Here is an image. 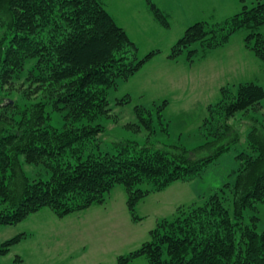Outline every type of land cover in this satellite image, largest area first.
I'll use <instances>...</instances> for the list:
<instances>
[{
	"label": "trees",
	"instance_id": "1",
	"mask_svg": "<svg viewBox=\"0 0 264 264\" xmlns=\"http://www.w3.org/2000/svg\"><path fill=\"white\" fill-rule=\"evenodd\" d=\"M254 1L248 6L239 0L241 10L224 22L192 24L169 57L186 51L191 60L197 53L190 49L193 44L217 49L245 30L244 47L264 63V0ZM148 4L154 19L168 28L167 17ZM156 54L140 58L101 0H0V225L17 224L43 208L59 217L81 212L103 204L118 185L125 188L128 210L137 220L136 207L148 194L194 179L229 149L222 144L213 153L196 155L213 142L190 150L174 143L120 142L112 152L101 151L104 126L98 121L110 116L109 91ZM263 99L264 89L254 83L222 88L203 126L213 125L211 134L222 131L219 141L231 131V118ZM126 103L128 96L118 104ZM150 113L135 107L139 122L152 134ZM55 115L63 121L60 129L51 124ZM252 136L248 141L259 155L244 161L232 186L220 187L201 205L177 208L118 264L141 257L147 264H264L258 217L245 219L247 209L264 203V142ZM23 164L41 166L47 178L28 177ZM19 239L3 243L0 254Z\"/></svg>",
	"mask_w": 264,
	"mask_h": 264
},
{
	"label": "rangeland",
	"instance_id": "2",
	"mask_svg": "<svg viewBox=\"0 0 264 264\" xmlns=\"http://www.w3.org/2000/svg\"><path fill=\"white\" fill-rule=\"evenodd\" d=\"M236 1L153 0L169 21L165 28L154 19L150 4L142 0H101L135 43L140 58L157 51L132 77L109 91L110 116L98 121L104 126L99 136L101 151L112 152L120 142L174 143L189 150L213 142L210 150L196 155L213 153L222 144L229 149L194 179L175 181L148 194L136 207L137 220L128 210L125 188L118 185L103 204H93L81 212L59 217L43 208L17 224L0 225V248L6 241L20 237L0 254V264H118L120 256L148 241L149 232L160 220L173 217L177 208L201 205L220 187L232 186L244 161L259 155L248 141L249 134L253 132V141L264 142V99L231 118V131L219 141L222 131L211 134L214 126L204 127V119L209 107L221 100L222 88L232 91L240 84L254 83L264 89V63L244 47L245 30L236 32L217 49L207 51L199 43L193 44L190 49L197 53L191 60L186 51L176 59L169 54L192 24L224 22L240 11L242 5ZM251 2L255 1L246 0L245 4L251 6ZM125 96L129 103L118 104ZM135 107L151 111L154 133L139 122ZM160 118L164 119L161 124ZM51 124L60 129L63 121L55 115ZM23 168L32 179L47 178L41 166L23 164ZM253 215L258 217L257 231L264 232V203L257 204L254 211H245L247 221ZM132 264L147 262L141 257Z\"/></svg>",
	"mask_w": 264,
	"mask_h": 264
},
{
	"label": "crops",
	"instance_id": "3",
	"mask_svg": "<svg viewBox=\"0 0 264 264\" xmlns=\"http://www.w3.org/2000/svg\"><path fill=\"white\" fill-rule=\"evenodd\" d=\"M149 2L154 3L153 0H142V3H143V4H147V5H148ZM155 2H156V1H155ZM159 2H160V1H159ZM235 2H237V1L235 0ZM238 2H239V0H238ZM156 3L158 4V2H156ZM239 4L241 5V3H239ZM155 5H156V4H155ZM156 6H157V5H156ZM157 7H158V6H157ZM158 8H159V7H158ZM159 9H160V8H159Z\"/></svg>",
	"mask_w": 264,
	"mask_h": 264
}]
</instances>
